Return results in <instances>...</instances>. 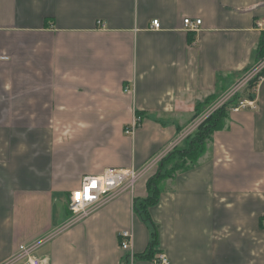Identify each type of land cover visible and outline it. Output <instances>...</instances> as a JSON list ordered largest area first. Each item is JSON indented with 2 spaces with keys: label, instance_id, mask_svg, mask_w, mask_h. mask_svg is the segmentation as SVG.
I'll use <instances>...</instances> for the list:
<instances>
[{
  "label": "crops",
  "instance_id": "1",
  "mask_svg": "<svg viewBox=\"0 0 264 264\" xmlns=\"http://www.w3.org/2000/svg\"><path fill=\"white\" fill-rule=\"evenodd\" d=\"M259 20L264 0H0V264L22 244L42 264H126L124 229L143 253L133 200L201 122L195 104L255 67ZM253 90L149 209L169 264H264V75ZM130 166L145 171L132 189L68 222L85 176Z\"/></svg>",
  "mask_w": 264,
  "mask_h": 264
},
{
  "label": "built area",
  "instance_id": "2",
  "mask_svg": "<svg viewBox=\"0 0 264 264\" xmlns=\"http://www.w3.org/2000/svg\"><path fill=\"white\" fill-rule=\"evenodd\" d=\"M183 23L186 30L195 31L198 30L201 20H191L187 17L183 20ZM151 25L152 28L158 29L160 27L159 20L153 19L151 21ZM256 28L264 31V21H257ZM7 58L8 57L6 55L0 52V60H6ZM254 68L252 72L254 71ZM246 77H242L237 82V84L230 89V92L223 99L219 100V105L226 101L235 92L239 91L242 86H245L246 82L249 80L248 78L246 79ZM124 90L128 91V88H125ZM247 107L255 108L254 97L241 98L235 105L230 106L229 111H239ZM213 109H211L209 112H211ZM139 121L140 117L137 116L125 129V132L132 134L139 125ZM144 172L145 171L135 168L134 166L126 168L113 167L107 168L102 174L97 176H85L82 179L80 186L71 193L68 202V209L71 212V217L69 218L68 222H75L84 218L96 208L115 198L125 189H132L135 182ZM118 237L119 246L125 252L126 264H133L136 257L132 250V231L129 229L121 230L118 233ZM18 250L19 253L13 254L11 258H9V260L4 264H10L12 261H21L20 264H42V259L33 253V246L28 247L22 244L19 245ZM152 261L155 264H169L167 256L163 252L159 251L154 254Z\"/></svg>",
  "mask_w": 264,
  "mask_h": 264
},
{
  "label": "trees",
  "instance_id": "3",
  "mask_svg": "<svg viewBox=\"0 0 264 264\" xmlns=\"http://www.w3.org/2000/svg\"><path fill=\"white\" fill-rule=\"evenodd\" d=\"M192 39V37L190 38ZM256 58H264V32H261ZM264 75V68L252 76L243 89L235 92L221 105L213 109L205 119H203L192 133L185 139L184 145H175L158 162L157 168L146 181V195L136 197L133 200V211L141 220L148 222L153 231L146 250L143 253L135 254V257L153 259L156 246V234L150 217L149 209L159 201L161 185L169 177L177 172L196 164L198 159L205 153L207 144L212 140L214 131L223 129L229 114L230 106L235 105L241 98H253L254 90L259 79ZM216 100V95L211 94L202 101L195 104L193 119L200 117L207 108ZM137 115H140L139 113ZM180 129V128H179Z\"/></svg>",
  "mask_w": 264,
  "mask_h": 264
},
{
  "label": "rangeland",
  "instance_id": "4",
  "mask_svg": "<svg viewBox=\"0 0 264 264\" xmlns=\"http://www.w3.org/2000/svg\"><path fill=\"white\" fill-rule=\"evenodd\" d=\"M261 32H264V31H261ZM257 62H256V64H255V67L256 68H254V71L252 72V70L253 69H251L250 71H248V72H246L245 73V76L243 75V77H246V75H247V77H246V79L248 78V79H250L252 76H254L256 73H258L262 68H264V58H262V59H258V60H256ZM252 72V73H251ZM242 84V83H241ZM242 90V89H241ZM240 90V91H241ZM217 105H219V101L216 103V106ZM210 112L209 111H205L204 113H202L201 115H200V119H197L196 120V122H195V124L196 123H198V122H200V121H202L203 119H205L206 117H207V115L209 114ZM168 149H166V151H167ZM170 151V150H169ZM168 152V151H167ZM165 154H163V156H164ZM162 156V157H163ZM161 157V158H162ZM160 158V159H161Z\"/></svg>",
  "mask_w": 264,
  "mask_h": 264
}]
</instances>
